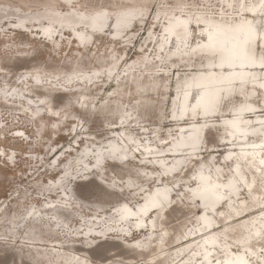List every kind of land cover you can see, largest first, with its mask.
Instances as JSON below:
<instances>
[{
  "label": "bare ground",
  "instance_id": "obj_1",
  "mask_svg": "<svg viewBox=\"0 0 264 264\" xmlns=\"http://www.w3.org/2000/svg\"><path fill=\"white\" fill-rule=\"evenodd\" d=\"M132 1L122 7L112 8L114 16L107 13L109 10L107 6L84 7L79 11L72 4V0H65V3L60 2V4L69 7L65 13L61 12L59 7L53 3H45L44 7L35 11L17 14V9L9 11L6 6L10 4L1 2L0 23L10 14L18 15L16 21H11L13 30L26 32L31 36H40L52 44L55 50H57V41L62 34L72 37L80 51L87 50L91 45H94L95 36H105L107 27L111 28L108 38L112 43L125 44L132 41L133 27L140 25L143 17L147 15L149 7L142 4L141 1ZM217 2V5L222 9L221 14L217 17L208 14L183 15V8L186 5L184 0L171 2L173 8L182 9L177 13L171 10L172 7L158 9L154 19H166L161 29L162 38H156L151 28L148 36L151 39L153 51L156 52V58H154L156 61L152 60V53L148 54L149 49H146L142 54L143 61L141 63H136V60L129 61L121 72H119L120 66L125 62V58L123 55L116 56L114 49L107 55L109 58L107 63L106 56L95 54L94 59L89 62L95 61L98 66L89 72L84 71L88 62H83V59L78 62L74 59V61L71 60L73 64L77 65H72V71L66 73L63 85L77 87L79 91H77V95L65 101L56 110L52 105L53 99L48 95H40L37 100H22V97L29 96L26 92L32 93L34 87L49 89L43 84L45 74L41 70L34 73L32 77L35 79H23L18 84L20 89L17 87H12L8 91L4 88L0 89L2 104L8 106L9 101L21 104L18 109L30 115V121L38 128L39 135L36 136L39 137L45 126L44 117L51 116L59 121H63L65 117H71L74 115L73 107H76L74 106L76 101L81 108L85 105L87 107L94 106V98L88 97L86 91L96 85L102 77H104L103 81H114V87L108 100L115 104L102 103L103 106L96 112L101 113L109 125L110 119L106 118L117 115L114 125H121V132L126 138H122V134H120L123 143L115 138L107 141L105 149L97 147L95 150L94 161L91 165H93V171H97L101 176L104 173L106 162L110 159L121 165H128L130 161L134 162L133 158H130L132 147L130 148L129 145L135 146L133 142L136 139L133 133L126 131L125 122L133 117L136 122L141 119V121H146L145 118L148 116L152 117L155 109L151 102L155 99V95H159L160 90L167 86L168 77H165L161 70H167V68L180 63H183L180 64L181 66L189 69L194 66L197 68V71L185 75L176 83L175 99H173V109L169 120L175 126L177 136L168 143L169 148L157 151L150 150L147 145H142L143 149L137 148L143 156L141 160L148 158L152 162V164H140V162L137 164L143 169L144 165H147L148 168L151 167L150 169L153 167L160 173L154 176L155 171L152 170L151 174H145L144 170L140 168L127 172L124 186L132 193L136 190L141 191L135 193L136 196L142 197L136 208H132L128 201L122 202L116 208L117 220L115 222H110L104 228L99 229L100 227L96 226L98 222L94 221L87 226L85 231L71 232L70 223L79 217L82 205L81 200L79 201L75 196L74 190L70 188V193L69 186H66L64 182L65 179L72 182V175L75 174L70 170L72 167L67 165L68 161L63 164L57 182H53L57 186L43 187L39 192L41 200L46 199L50 192L57 194L56 199L37 207L34 204L35 201L31 200L30 206L28 205L24 212L20 210L22 201L15 200V210L10 214L6 211L5 203L0 205V226H4V223L8 221L7 232L11 234V237L15 239L20 237L25 242L33 244L53 245L55 242L60 245L58 250L53 249L50 252L37 247L28 248V254H25L27 257L36 259L39 264H95L83 255L75 254L72 248L75 247V241H81L84 245L90 246V238H105L107 235L134 241L137 243L135 244L136 250L152 247L151 252H162L163 247L167 245L163 238L161 236L151 237L163 222L154 223V220L167 210H175L176 204H186L184 203L186 200L188 204L192 205L191 211L188 213L194 212L199 207V213L196 215L197 229L189 230V232L185 230V236L187 234L189 237H193L194 241H198L188 245L191 247L189 253L191 254L194 250L195 252L191 257L185 258L181 257L184 249L179 248L155 264H173L180 258L187 260L179 264H253L250 262V258L255 259L256 257H261L262 260L259 261V264H264V249L259 254L249 244H244L243 246H247L251 251L249 255L236 252L228 245H223L216 232V229L220 227V222L246 216L243 215L248 206L239 205L240 203L245 204V201L239 202L241 190L244 187H250V181L245 176L244 166L254 164L257 170L264 169V114H261L264 112V99L261 105H256L253 101L257 89L261 90L264 96V55L259 51L260 47L264 49V0H217ZM114 4L117 5L116 2H113ZM44 19L47 22H40ZM256 21L263 23L261 28ZM192 27L199 28L198 37L201 38L199 41H192ZM128 45L125 44V48ZM196 58L198 61L193 63ZM92 73L95 75L91 76ZM195 91L197 92L194 96ZM131 95H134L131 107H122L121 102L126 101L127 97L130 98ZM233 95L243 99L244 102L222 109L224 101H229ZM62 109L65 114L60 115L59 112ZM158 109L160 110L162 107L160 106ZM220 113H229L230 116L221 120L225 125L227 135L220 136L219 146L227 147L224 159L232 162V173L227 179H222L224 177L221 176L222 165H214L215 170L210 168V163L215 160L214 155H210L207 160L208 168L206 163H199L188 176L187 180L194 181V186H187V192L180 193V190L183 191L180 186L183 179L177 178L176 175L189 167L190 157L197 156L201 152L204 133ZM51 129L56 132L57 124L53 123ZM20 132L23 131L19 129V134L16 137L22 141L26 140L24 134H20ZM153 133L157 136L158 128L154 129ZM87 140L89 141V139ZM216 148L214 145L210 146L211 151H216ZM91 149V145H88L80 150L82 155L76 156L79 162L76 165L80 167L81 171L89 169V166L83 164L86 165V159L90 156ZM61 155V151L54 154L53 164L58 161L59 157H62ZM188 155L190 157H186ZM13 156L11 153L6 154L5 150L0 148V159L3 158L6 163L12 166L15 165ZM136 156L138 157V155ZM134 177L142 178V187L137 185ZM150 181L159 183L151 189L142 191L144 185ZM111 185L118 184L112 182ZM251 191L255 196V191ZM135 194L132 199L136 198ZM182 195L185 200L180 197ZM21 197L25 198L27 195ZM258 204L264 205V199L260 200ZM220 209L227 210L229 213L222 220H218L215 216V213H218ZM260 211L262 217H254L246 224L245 228L248 229V232L237 230L232 237L241 242H251L257 235L258 238L262 237L261 233L264 234V207ZM144 230L149 232L146 234L148 242L135 238L137 232ZM74 232H76V236L73 235ZM66 244L70 246L62 250ZM155 246L157 248H154ZM219 247H226V249L220 250L224 252L223 256L214 259L216 253L213 251ZM17 252L20 257L24 254L21 250H17ZM155 259L153 257L149 261H155ZM96 264H108V262H96Z\"/></svg>",
  "mask_w": 264,
  "mask_h": 264
},
{
  "label": "rangeland",
  "instance_id": "obj_2",
  "mask_svg": "<svg viewBox=\"0 0 264 264\" xmlns=\"http://www.w3.org/2000/svg\"><path fill=\"white\" fill-rule=\"evenodd\" d=\"M135 1H141L142 4L144 3L149 7L147 15L143 17V21L140 25L133 27V38L131 42L125 43L129 44L126 48L124 43L111 42L108 38L111 33V28L107 27V32L104 33L105 36H95L94 45H91L87 50L80 51L76 43L73 42V38L69 37L68 34H62L57 41V50H55L52 44H49V42L40 36H31L26 32L13 30L11 21H16L18 15L10 14L0 23V89L4 88L6 91L10 90L12 87L20 89L21 87H18L20 86L18 84H20L23 79H35L32 76L37 70H41L43 74H45L43 84L49 89L45 90V87H34L32 93L26 92L29 96L22 97V100H37L40 95H48L53 99L52 105L54 110H56L64 104L65 101L78 94L77 91H79V89H77V87L72 88L63 85V83H65L63 79L66 73L72 71V65H77L73 64L71 61L73 59L77 62L82 59L83 62H88L84 68V71L87 72L92 71L93 68L98 66V63L95 61L89 62L94 59L95 54H97V56H106L107 63L109 61L107 55L111 53L112 49H114V54H116V56L123 55V58H125V62L120 66L119 72L123 70L126 63L129 61L136 60V63H141L143 61L141 56L146 49H149L148 54L152 53V60L156 61L154 59L156 58V52L153 51L151 39L148 38L149 29H152V33L156 38H162L161 29L166 19L158 18L155 20L154 16L158 9L172 7L171 2H175L176 0ZM184 1L186 5L183 8V15L208 14L217 17L222 11L221 7L217 5V0ZM1 2L10 4L6 6L9 11L17 9V14L22 12L25 13L26 11H35L38 8L44 7L45 3H53L64 13L67 12L69 8L68 6L60 4V2L65 3V0H0V3ZM113 2H116L117 5H113ZM130 2L133 1L72 0V4L79 11L84 7L101 8L107 6L109 8L107 13L111 16H114L112 14V8L122 7ZM171 10L177 13L182 9L172 7ZM40 22L45 23L47 20L44 19ZM256 22L259 28H261L263 23H259V21ZM198 29L197 27L191 28V37L194 42L201 39L198 37ZM259 51L264 55V49L260 47ZM92 54L93 56H91ZM197 61L196 58L193 63ZM180 64L167 68V70H161V73H164L165 77H168V80L166 88L160 90V94L155 95V99L151 102L154 107L153 109H155L153 112L154 116H148L145 118L146 121H141V119L138 120V122L134 120V117H129L130 119L125 122L126 131L133 133L136 139L133 142L136 147L132 146V144L129 145L130 148L132 147L130 158H133L134 162L130 161L128 165H121L114 163L113 160L110 159L106 162L104 173L101 176H99L97 171H93V165H91L92 161H94L95 150L97 147L105 149L104 146L107 144V141L115 138L117 141L123 143L119 136L122 134L121 125H114V122L117 121V115L106 118L110 119L109 125V123H106L105 117H103L101 113L96 112L103 106L102 103L110 105L115 104L108 100L114 87V81H103L104 77H102L96 85L86 91L88 97L94 98V106L87 107V105H85V107L81 108L76 101L74 105L76 107H73V116L65 117L63 121L54 119L51 116L44 117L43 123L45 126L39 137L36 136L39 135L38 128L36 124L30 121V115L18 109L21 104L9 101V105L5 106L0 100V148L4 149L6 154L11 153L14 155L13 158L15 159V165L13 166L6 163L3 158L0 159V205L5 203L4 206L6 211L10 214L15 210V200L22 201L20 210L24 212L28 205L30 206L31 200L35 201L34 204L37 207L41 204H47L52 199H56L55 196L57 194L50 192L46 199L41 200V194H39V192L43 187L53 188L57 186L56 183L53 184V182H57L61 175L60 171L63 164H66L65 162L68 161L69 163L67 165L72 167L70 170L74 171L75 174L72 175V182L68 179H65L64 182L66 186H69L68 191H70V193L71 189L74 190L75 196L79 201L81 200L80 202L82 205L79 211V217L70 223L71 232L85 231L87 226L94 221L98 222L96 226L100 227L99 229L104 228L110 222H115L117 220L116 208L122 202L128 201L132 208H136L137 204H139L142 199L140 195L136 196V194L141 191L136 190L132 193L124 186L127 172L132 169H143L137 162H140V164H152L148 158L141 160L143 156L137 148L143 149L142 145H147L152 151L169 148L168 143L177 136V131L174 129L175 126H173V123L169 120V115L173 109V99H175V86L177 81L183 79L185 75L197 71L195 66L189 69ZM78 74H81V72H78ZM94 75L95 73H92L91 76ZM129 91L131 90L129 89ZM150 92L152 93L153 91ZM196 92L197 91L193 93L194 96ZM133 97L134 95H131L130 98L127 97L126 101H122V107L130 108L133 103ZM263 99L264 96L262 91L257 89L253 100L254 104L261 105ZM242 101L244 102L243 99L233 95L232 99L224 101L221 108L233 107ZM160 106L162 107V109H160L162 110L161 113L158 109ZM44 114L46 113L44 112ZM59 114H65L64 109L60 110ZM261 114H264V112H261ZM222 115L225 116L223 117ZM229 117V113H220L219 116L215 117L213 124L208 126L204 133L201 152L192 158L189 155L186 156L190 157L188 160L190 162L189 167L178 172V174L176 173L177 178L183 179L180 183L183 191L180 190V193L187 192V186H194V181L187 180L188 176L195 170L199 163H206V167L208 168L209 162L207 160L210 155H214L215 157L214 162L212 161V163H210V168H214V165H222L221 176H224L222 179H227L231 175L232 162L225 161L224 159L226 157L227 147L219 146L220 136L227 135L225 125L221 120ZM41 123L42 122L39 124ZM53 123L57 124L56 132H53L54 130L51 129ZM157 128L158 134L156 136L153 130ZM19 129L23 131L20 132V134H24L26 140L22 141V139L16 137L19 134ZM121 137L126 138L124 134H122ZM87 139H89V141ZM251 141H253V139H251ZM221 144H223V142H221ZM88 145H91L92 149L90 156L86 159V165H83L89 166V169L88 171H81L80 167L76 165L79 163L77 157L78 155H82L80 150H83V148H86ZM211 145L217 147L216 151L210 150ZM53 147L54 149H52ZM57 151L62 152V157H59L60 160L58 159V161L53 164L52 157ZM136 155H138V157ZM146 166L147 165H144L143 169L145 174L150 173L152 170L155 171L154 176L160 173L154 170L153 167L150 169L151 167L148 168ZM255 166L254 164L244 166L245 176L250 181V187H244L241 190V199L239 202L245 201V204L240 203L239 205L248 206V209L243 215L246 216L240 219L235 218L222 221L219 223L220 227L216 229L218 237L223 245L226 244L232 250L243 252L247 255H249L251 251L247 246H243L244 244H249L251 248L261 254L260 252L264 249V234L260 232L262 237L258 238L257 235L251 242H241L232 236L237 230H241L244 233L248 232V229L245 228L248 221L257 216L262 217L260 215V210H262L264 205H259L258 202L264 199V169L261 168L257 170ZM134 179L137 185L142 187V178L134 177ZM170 180L171 179H169V181ZM112 182L118 185L113 186L111 185ZM158 183L159 182L154 181L147 182L142 191L151 189ZM251 190L255 191V196H253ZM134 194L136 198L132 199ZM25 195H27V197H21ZM180 197L185 200L184 195ZM184 203L186 204H176L175 210H167L154 220V223L157 221L163 222L157 232L151 237L157 238L161 236L163 238L164 243L167 245L163 247L162 252H151L150 250L152 247L136 250L135 244L137 243H134V241L123 240V238L113 235H107L105 238H90V246L84 245L81 241H75V247L74 249L72 248V251L74 250L75 254L79 256L83 255L95 264L96 262H108V264H114L116 262L117 264H155L157 261L164 258V256H167L169 253H174L179 248L184 249L181 257H191L195 250L190 254L191 247L188 245L189 243L195 244L198 241H194L193 237H189L187 234L185 236V230L189 232V230L197 229L198 221H196V215L199 213V207H197L194 212L188 213L191 211L190 207L192 205L188 204L186 200ZM228 215V211L224 209H220L218 213H215L218 220H222ZM8 225L9 222L6 221L4 226H0V264H39L36 259L29 258L25 255L28 254V248L37 247L46 252H50V250L53 249L58 250L60 248V245L55 242L53 245L33 244L25 242V240L20 239V237H18V239H20V241H18V239L11 237V234L7 232ZM74 233L73 235L76 236V232ZM148 233L147 230L143 232L139 231L135 234V238H139L140 241L148 242V235L146 236ZM177 239L179 240L177 241ZM194 244L192 245L196 247ZM69 246L70 245L66 244L65 247H62V250L67 249ZM154 248L157 247L155 246ZM222 249H226V247H219L213 251L216 253L214 259L218 256H223L224 252L220 251ZM17 250L23 251L24 254L20 257ZM153 257L156 258L155 261H149ZM185 258H180L173 264L186 261L187 259ZM261 260V257H256L255 259L250 258V262L253 264H259Z\"/></svg>",
  "mask_w": 264,
  "mask_h": 264
}]
</instances>
